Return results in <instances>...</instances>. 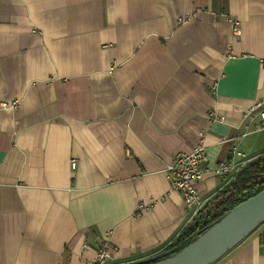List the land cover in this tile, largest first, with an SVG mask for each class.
<instances>
[{
    "label": "crops",
    "instance_id": "1",
    "mask_svg": "<svg viewBox=\"0 0 264 264\" xmlns=\"http://www.w3.org/2000/svg\"><path fill=\"white\" fill-rule=\"evenodd\" d=\"M259 102L264 0H0V264L158 254L191 220L168 166L202 132L203 169L264 157ZM216 264H264V224Z\"/></svg>",
    "mask_w": 264,
    "mask_h": 264
},
{
    "label": "built area",
    "instance_id": "2",
    "mask_svg": "<svg viewBox=\"0 0 264 264\" xmlns=\"http://www.w3.org/2000/svg\"><path fill=\"white\" fill-rule=\"evenodd\" d=\"M232 24V34L234 37L241 36V25L237 20L227 18ZM8 104H4V107ZM13 108L17 107V103H13ZM246 120L251 122L260 121L259 131L264 130V102L257 103L245 115ZM248 129V128H246ZM206 134L204 132L198 134L195 145L189 154H178L175 160L168 166L166 176L170 181L171 191L179 192L185 202L186 210L191 219L203 208L208 200L204 199L198 190V184L207 174L216 178H224L234 176L245 164V155L239 150L238 146H234L227 160L220 162L214 167L203 169V164L208 161L207 147L205 143ZM77 162L74 160L72 168L75 169ZM114 248L110 240L106 239L102 247L95 257V264H108L112 260Z\"/></svg>",
    "mask_w": 264,
    "mask_h": 264
},
{
    "label": "trees",
    "instance_id": "3",
    "mask_svg": "<svg viewBox=\"0 0 264 264\" xmlns=\"http://www.w3.org/2000/svg\"><path fill=\"white\" fill-rule=\"evenodd\" d=\"M264 190V157L245 164L161 252L132 264H157L180 253L232 209Z\"/></svg>",
    "mask_w": 264,
    "mask_h": 264
},
{
    "label": "water",
    "instance_id": "4",
    "mask_svg": "<svg viewBox=\"0 0 264 264\" xmlns=\"http://www.w3.org/2000/svg\"><path fill=\"white\" fill-rule=\"evenodd\" d=\"M264 224V190L232 209L193 243L157 264H216Z\"/></svg>",
    "mask_w": 264,
    "mask_h": 264
}]
</instances>
